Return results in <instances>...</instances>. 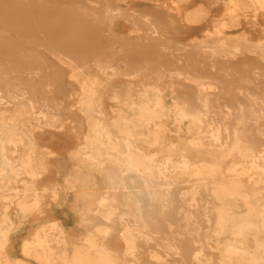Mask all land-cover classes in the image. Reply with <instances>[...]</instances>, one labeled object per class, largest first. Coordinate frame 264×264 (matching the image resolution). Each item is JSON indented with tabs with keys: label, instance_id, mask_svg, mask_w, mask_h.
I'll return each mask as SVG.
<instances>
[{
	"label": "bare ground",
	"instance_id": "bare-ground-1",
	"mask_svg": "<svg viewBox=\"0 0 264 264\" xmlns=\"http://www.w3.org/2000/svg\"><path fill=\"white\" fill-rule=\"evenodd\" d=\"M225 1V13L211 31L218 36L216 45L200 48L210 65L168 71L182 76L181 83L194 91L192 101L156 78L135 91L125 88L123 94L122 85L112 87L106 113L99 95L103 82L78 80L80 71L73 70L72 80L80 88L74 104L87 132L66 152L70 167L56 171L41 190L38 181L47 170L43 158L52 153L39 147L33 133L54 127L58 114L47 110L49 103L33 100L32 82L40 80V69L23 72L20 65L24 83L11 76L12 70H0V202L12 203L11 191L21 192L14 206L0 208V264H32L9 254L7 247L21 224L41 214L44 193L56 209H64L65 220L71 218L84 232L81 243H71L60 220L36 222L19 250L36 264H143L144 258L147 264H264V71L235 80L225 69L213 71L211 63L218 57L236 59L243 49L264 52V43L248 40L249 31L239 33L231 47L224 43V29L241 27L240 17L250 18L245 26L264 34L258 20L264 0ZM3 3L1 12L7 9ZM240 43L249 45L242 49ZM96 65L105 72L100 62ZM231 83L245 99H235ZM173 123L180 125L174 139ZM196 217L203 219L202 228ZM114 238L120 246L112 243ZM150 244L159 250L143 248Z\"/></svg>",
	"mask_w": 264,
	"mask_h": 264
},
{
	"label": "rangeland",
	"instance_id": "rangeland-1",
	"mask_svg": "<svg viewBox=\"0 0 264 264\" xmlns=\"http://www.w3.org/2000/svg\"><path fill=\"white\" fill-rule=\"evenodd\" d=\"M2 2L7 6L3 12H1ZM227 5L228 1L225 0H12V2L11 0L6 2L0 0V45H5L4 47L0 46V70H12L11 76L19 78L24 83L26 76H24L25 73L21 74L22 71L24 72L30 67L40 69L39 77L42 82L40 80V82H32L33 100L49 103L50 107L47 110L58 114L54 127L51 129L42 127L34 130L33 133L39 147L46 148L52 153L43 158L47 170L38 181V189L43 188L44 182H50L56 171L70 167L66 159V152L75 147L80 137L87 132L84 117L74 104L78 100L77 95L80 88L78 83L72 80L73 70L80 71V74L76 75L78 80L96 77L103 82V86L99 89V95L102 96L103 110L106 113H110L111 110L108 94L112 87L122 85L121 93L123 94L125 88L135 91L142 85L154 82L156 78H160L158 83L163 87L172 84L187 95L184 101H192L191 96L194 91L181 83L182 76L170 75L168 71L192 70L195 67L199 68L198 65L207 67L210 65L209 61L203 60L201 57L202 49L200 50V48L204 45L210 47L216 45L214 43L218 36H215L211 31H214V27L225 13ZM197 8L198 10L194 12ZM107 11L111 12L109 14L112 16L108 15ZM252 14L247 11L249 17ZM247 20L250 18L240 17L241 27L223 30L227 34L224 41L227 47L233 45V39L242 31H246V33L249 31L248 40L253 42L252 44L264 43V34L258 28L246 27ZM258 20L264 26V11L259 12ZM202 31H209L208 35H210L205 37ZM196 38L198 47L190 45V41ZM205 38H208V42L204 43ZM245 45L247 46L249 43L244 45L242 43L241 48L243 49ZM19 54L22 57L16 58ZM10 55L11 57H9ZM26 55L36 58H27ZM239 55L232 60L228 57L213 58L211 62L214 67L213 71L223 72L225 69L224 71L231 72L230 74L235 80L236 77L239 79L245 76L252 77V72L257 70L264 71V67H262L264 66L262 59L264 52L249 53L243 49ZM197 60L198 63H196ZM66 61L71 62V65L63 63ZM99 62L102 68L106 69L105 72L97 67L96 64ZM20 65L24 68H20ZM109 67L111 69H108ZM19 68L22 71H19ZM198 68L199 71L200 68ZM157 70H163L164 73L156 75ZM236 86L235 83L229 85L231 94H237L235 99H245L239 90H234ZM166 94L164 92V95ZM186 110L192 111L195 108H186ZM179 126L177 123L170 126L173 139L180 133ZM187 128L189 125L186 126ZM189 130L186 131L189 132ZM20 195L19 189L11 191L9 199L12 203H9L8 200L2 201L0 208L9 204L14 206L13 201ZM42 196L41 214L34 213L26 224H21L12 233L7 247L9 254L21 257L32 264L36 263L30 258H23L19 250L22 241L29 239L28 234L36 222L60 220L69 230L68 237L71 243H81L84 232L81 225L73 224L74 220L69 217L66 220L63 218L64 209H56L48 193H44ZM10 212L12 214L13 210ZM196 222L201 228L204 226L202 218L196 217ZM114 242L117 246L121 245L116 238L112 241L116 246ZM143 248L148 251H157L160 247L150 244ZM167 259L169 262L173 260L171 257H167ZM146 260L144 258L142 263L147 264Z\"/></svg>",
	"mask_w": 264,
	"mask_h": 264
}]
</instances>
